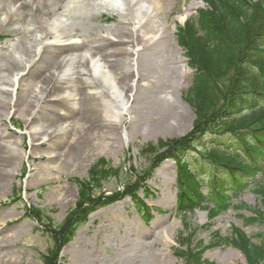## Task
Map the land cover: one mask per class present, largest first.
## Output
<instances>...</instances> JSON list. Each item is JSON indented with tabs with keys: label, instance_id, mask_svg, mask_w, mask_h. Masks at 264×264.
Here are the masks:
<instances>
[{
	"label": "rangeland",
	"instance_id": "rangeland-1",
	"mask_svg": "<svg viewBox=\"0 0 264 264\" xmlns=\"http://www.w3.org/2000/svg\"><path fill=\"white\" fill-rule=\"evenodd\" d=\"M15 1L18 3L19 0ZM151 1L143 0L139 9L151 12L153 8ZM117 2L120 3L122 0H117ZM202 8H205L203 0H164V8L158 17L154 14L151 17V23L155 26V30H159L156 38L160 36L168 37L169 40L175 38L176 41V25H182L186 19L196 17V11ZM99 10V8H95L91 12L85 9L81 19L67 21L64 24L65 27L62 26L64 32L79 34V37L74 40L83 41V49L88 47L90 41L102 39L101 36L120 18L116 12L109 13L104 9ZM1 11L0 15L2 16L3 12L7 11V7L3 5ZM21 36L22 32L19 29L13 33L1 32L0 29V76L1 65L6 63L7 57L15 55L20 47L18 41ZM47 41L54 42L55 40L51 38ZM181 51L183 52L182 49ZM64 56H66L65 53L60 58H64ZM182 57L186 61V66L179 58L173 62L171 58L166 59L158 54L156 58L154 57L156 61L149 63V72H143L139 65L134 66V69L144 76V79L151 84V87L153 86L154 90L161 92L159 95L168 96L171 101L181 107L179 110L183 111L185 115L182 122L155 131L147 122L151 114H148L144 121H139L134 125L130 119L127 120L125 117L123 123L118 126V132L120 134L127 133L128 141L120 145L109 143L107 150L101 148L102 143L96 141L99 139L94 133L81 135L83 139L80 140L81 144H76L79 149L77 155H73L75 149L72 152L68 150L71 144H69V140L73 138L72 134L66 135L69 140H51L50 142H55L56 146H48L47 136L42 140L48 130L43 121L45 119L39 118L37 125L34 123L33 126H30L32 119L28 118V113L23 110L25 101L29 99L28 91L22 92L21 87L16 88L20 92V96H18L17 90L12 95L8 92L10 94L8 107L0 104V129L3 131L0 142L2 145L15 144V148L19 150V160L13 166L11 173L13 176L4 177L6 180L3 188L0 189V248L1 251L4 250L3 253H0V264H42L41 256L51 246V241L43 225L45 221L40 222L25 217V211L29 208H37L43 211L44 215L49 217L54 224H60L77 200L75 180H88L90 167L99 159H104L111 169H116L118 176L104 182L101 190L96 191L97 195L101 192V194L109 195L121 190L123 184H127L130 182L129 180L135 182L137 177L131 172L132 168L139 176L143 175L148 178L145 184L150 195L143 200L147 206L150 221L143 222L142 211L138 210L137 213L129 198L107 208L98 209L89 216L87 222L77 230L72 241L64 247L61 255L64 258V264H184L181 258L176 256L178 247L176 241L180 239L184 222L196 229L192 238L193 245L200 244L206 247L203 254L204 260L213 264H246L238 248V243L235 241L233 228L242 229L254 243H258V235L264 233V222L262 220L254 221L252 215V209L255 207L264 210L259 193L253 188L254 178L247 176L243 178L242 175L241 183L245 182L249 185L245 186L244 184L242 190L232 197L228 208L217 217L211 216L208 209L201 208L182 215L176 213L177 179L173 162L164 161L155 164L141 153L142 148L150 143L155 144L159 140L181 137L191 129L194 117L186 95L193 83L194 71L188 66L184 52ZM172 66L176 67L175 75L169 71V67ZM145 80H141L140 84L147 85ZM37 82L38 79L34 83L25 82L24 85L35 86ZM62 95H64L63 92L59 98ZM79 99L80 97L76 102L80 109ZM155 101L159 102L158 99ZM63 104L68 106L69 102L63 101ZM130 104L133 107L134 101ZM153 106L156 104H150V108ZM56 107L60 106L56 104ZM187 108L190 109L192 116ZM46 112L49 113L47 115H52L49 111ZM62 114L72 117L76 113L71 115L62 111ZM52 117L54 116H49V118ZM26 120L29 121L26 122ZM62 121L66 120H59L56 128L63 124ZM34 130L39 131L41 135L36 136L38 134H35L33 137ZM52 130L54 128L49 129L47 133ZM113 130L116 132L115 127ZM225 136L227 135H223V138L216 139V141L222 142L223 147H229L231 144L238 145L236 141ZM214 138L212 135L205 136L195 145L197 150L211 145ZM13 141L15 142L13 143ZM76 145L70 146V148L73 149ZM232 149V154L247 157L241 148ZM52 150L54 152L47 153ZM3 151L4 147L1 146L0 154ZM101 151L102 154H98ZM186 159L192 170H195L196 167L200 168L198 180L203 194L207 195L208 186L213 187L210 184L213 180L212 173L210 174L208 168L206 170L201 168L202 158L197 151L191 152ZM52 167L55 169L51 170ZM221 177L224 179L221 180ZM213 178L216 182L215 186L223 185L221 181L228 179L221 174H215ZM260 181L261 176L258 175L255 182ZM250 185L251 187H249ZM227 186L229 185L227 184ZM14 189L16 196L13 200L11 194L12 191L15 192ZM138 195L142 198V191H139ZM205 199L211 203L210 197L207 196ZM239 205L246 207L238 208ZM113 206L115 207L113 211L117 215H112V213L110 215V211H108ZM5 216L15 217L3 219ZM165 230H170L167 235L168 239L165 242L163 238L161 243L155 237ZM222 238L227 239V243L226 241L221 242ZM162 253L163 256H161ZM223 258L226 260H222Z\"/></svg>",
	"mask_w": 264,
	"mask_h": 264
},
{
	"label": "bare ground",
	"instance_id": "bare-ground-1",
	"mask_svg": "<svg viewBox=\"0 0 264 264\" xmlns=\"http://www.w3.org/2000/svg\"><path fill=\"white\" fill-rule=\"evenodd\" d=\"M142 1L122 0L119 3L117 0H19L17 3L15 0H0V12L3 5L7 7V11L0 15L1 32L13 33L17 29L22 32L18 41L20 47L14 57H7L6 63L1 65L0 104L8 107L9 93L12 95L19 87L22 92L28 91L29 99L25 101L23 110L28 113L27 117L32 119L30 126L34 123L37 125L39 118H44L47 129L54 128L49 133L47 130L42 138L44 140L47 136V145L51 147L56 146L51 140L67 139L66 135L72 134L73 138L67 140L71 143L68 150L72 152L75 149L73 155L79 153L76 144H81V135L84 134L94 133L99 139L96 141L102 143L103 150L108 149L109 143L120 145L128 141L127 133L118 132V126L123 123L125 117L134 125L144 121V118L151 114L147 122L155 131L180 124L185 116L183 111L179 110L181 107L168 96L159 95L161 92L154 90L144 76L134 69L135 65H139L143 72H149V63L156 61L154 57L156 58L157 54L166 59L171 58L173 62L179 58L186 66L183 52L176 44L175 38H156L159 30H155L151 17L153 14L158 17L164 8V0H152L151 12L139 9ZM95 8H99V11L104 9L109 13L116 12L120 18L107 29L101 36L102 39L90 41L88 47L83 49V41L74 40L79 34L64 32L62 26L65 27L67 21L81 19L85 9L93 12ZM14 22L18 24L15 25ZM51 38L55 41L48 42L47 39ZM64 53L66 56L60 58ZM169 71L175 75L176 67H169ZM36 79L38 82L35 86L24 85L25 82L34 83ZM141 80H145L150 86L140 84ZM61 92L64 95L59 98ZM79 97L80 109L76 102ZM131 100L134 101L133 107ZM63 101H68L69 105L65 106ZM56 104L60 107H56ZM150 104L156 106L150 108ZM187 109L192 116L190 109ZM46 111L54 117L49 118L52 115H47L49 113ZM62 111L76 114L69 117L62 114ZM59 120L66 121H62L63 124L56 128ZM35 134L41 135L37 130L32 132L33 137ZM1 135L3 131L0 129ZM73 145L76 147L71 149L70 146ZM1 146L4 151L0 154V167L5 168H0V189L6 180L4 177L13 176V166L19 160V150L15 148V144L2 145L0 142V149ZM52 152L54 150L47 153ZM98 154H102V151ZM53 169L55 167L51 168ZM78 199L77 191V200L70 210L75 207ZM142 204V210L147 211L145 203ZM113 210L114 206L108 210L110 215L115 214ZM9 217L15 216H5L3 219ZM169 232L170 230H165L156 235L155 239L158 238L162 243L164 238L166 242ZM1 252L4 250L0 249Z\"/></svg>",
	"mask_w": 264,
	"mask_h": 264
},
{
	"label": "trees",
	"instance_id": "trees-1",
	"mask_svg": "<svg viewBox=\"0 0 264 264\" xmlns=\"http://www.w3.org/2000/svg\"><path fill=\"white\" fill-rule=\"evenodd\" d=\"M207 9L198 10L197 19L188 20L178 28V44L185 50L188 64L196 70L187 100L194 114L192 129L185 136L159 141L144 149L152 155V162L170 159L177 167L178 208L192 209L203 198L195 174L187 166L185 155L195 142L206 134H231L232 146L241 148L248 161L229 154L222 142L212 148L201 149L213 175L227 177L223 185L215 186L213 176L211 195L216 197V209L211 216L225 209L224 190L239 191L244 177L261 176L255 188L264 204V0H204ZM235 143V142H234ZM229 146V148H232ZM258 166V167H257ZM203 170H206L203 164ZM116 174L101 160L91 167L88 181H77L78 201L58 226H47L52 247L42 258L43 264H59L62 247L72 239L76 229L87 216L99 207L118 201L123 196L134 197L146 178L124 185L122 193L110 197L94 196L102 183ZM211 174V175H212ZM224 179L221 177V180ZM227 184L230 186H227ZM143 186H141L142 188ZM37 212V215L41 214ZM254 221L264 222V211H254ZM184 231L176 242L177 256L185 264H213L203 259L206 247L193 245L195 230L184 224ZM235 241L247 264H264V233L253 243L237 228ZM227 239L221 240V242Z\"/></svg>",
	"mask_w": 264,
	"mask_h": 264
}]
</instances>
